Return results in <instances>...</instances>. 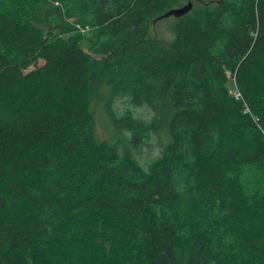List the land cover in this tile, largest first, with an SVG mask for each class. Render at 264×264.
<instances>
[{
    "label": "trees",
    "instance_id": "1",
    "mask_svg": "<svg viewBox=\"0 0 264 264\" xmlns=\"http://www.w3.org/2000/svg\"><path fill=\"white\" fill-rule=\"evenodd\" d=\"M0 264H264V0H0Z\"/></svg>",
    "mask_w": 264,
    "mask_h": 264
},
{
    "label": "rangeland",
    "instance_id": "2",
    "mask_svg": "<svg viewBox=\"0 0 264 264\" xmlns=\"http://www.w3.org/2000/svg\"><path fill=\"white\" fill-rule=\"evenodd\" d=\"M176 17L171 15L156 22H149L147 24L148 36L156 37L163 41H170L173 37L172 24ZM228 76V74H227ZM232 83V81H231ZM229 82V88L233 87ZM134 110L142 118H150L152 111L147 106L132 107L127 101V98H116L113 103V110L117 114H121L126 107ZM91 108L93 110L95 119V130L97 135L102 139L119 140V129L116 127L113 115H108L102 102L92 103ZM161 145L156 137L150 139L145 145L142 146L139 154L137 155L142 163H148L152 161L160 153Z\"/></svg>",
    "mask_w": 264,
    "mask_h": 264
},
{
    "label": "water",
    "instance_id": "3",
    "mask_svg": "<svg viewBox=\"0 0 264 264\" xmlns=\"http://www.w3.org/2000/svg\"><path fill=\"white\" fill-rule=\"evenodd\" d=\"M190 8H191V4L188 3L187 5H185V6L181 7V8L169 9V10L165 11L164 13H162L161 15H159L158 17H156L153 20V23L156 22L157 20H160L162 18L171 16V15H173L175 17L181 16L184 13L188 12Z\"/></svg>",
    "mask_w": 264,
    "mask_h": 264
},
{
    "label": "built area",
    "instance_id": "4",
    "mask_svg": "<svg viewBox=\"0 0 264 264\" xmlns=\"http://www.w3.org/2000/svg\"><path fill=\"white\" fill-rule=\"evenodd\" d=\"M240 95H239V92L238 91H235V97L238 98Z\"/></svg>",
    "mask_w": 264,
    "mask_h": 264
}]
</instances>
